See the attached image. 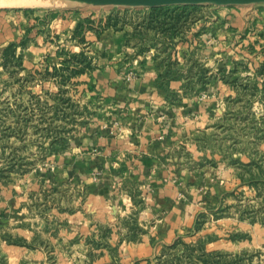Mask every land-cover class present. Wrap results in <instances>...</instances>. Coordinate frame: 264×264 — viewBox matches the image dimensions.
Segmentation results:
<instances>
[{"label": "rangeland", "instance_id": "374dc122", "mask_svg": "<svg viewBox=\"0 0 264 264\" xmlns=\"http://www.w3.org/2000/svg\"><path fill=\"white\" fill-rule=\"evenodd\" d=\"M67 13L68 36L53 33L50 18ZM6 29L19 37L0 42V198L11 191L25 202L0 214V264H264L263 3H4L0 33ZM101 37L155 57L158 84L182 87L166 94L171 99L214 101L206 119L189 120L168 163L216 202L202 209L192 233L150 242L145 254L132 249L145 235L135 214L94 221L83 211L81 186L50 182L77 136L107 115L94 87Z\"/></svg>", "mask_w": 264, "mask_h": 264}, {"label": "crops", "instance_id": "0c3cea01", "mask_svg": "<svg viewBox=\"0 0 264 264\" xmlns=\"http://www.w3.org/2000/svg\"><path fill=\"white\" fill-rule=\"evenodd\" d=\"M68 15L65 20L50 18L53 33L68 36L73 27ZM17 36L2 30L0 42L6 44ZM106 38H99L94 47V87L107 115L77 136L50 182L81 186L83 211L96 216L94 221L107 223L113 221L112 215L122 221L123 216L135 214L145 235L131 245L136 253L145 254L152 250L150 242L165 245L192 233L202 209L216 202L211 200L214 192L168 163L172 146L190 128L189 120L208 117L214 101L171 99L166 94L178 95L182 87L177 82L158 84L161 72L155 69L159 64L155 57L139 49L126 51L119 38ZM2 195L0 214L25 202L11 191Z\"/></svg>", "mask_w": 264, "mask_h": 264}, {"label": "water", "instance_id": "95a60500", "mask_svg": "<svg viewBox=\"0 0 264 264\" xmlns=\"http://www.w3.org/2000/svg\"><path fill=\"white\" fill-rule=\"evenodd\" d=\"M88 6H129L157 8L165 6H197L211 5L216 7L241 6L263 3L264 0H72Z\"/></svg>", "mask_w": 264, "mask_h": 264}, {"label": "bare ground", "instance_id": "6f19581e", "mask_svg": "<svg viewBox=\"0 0 264 264\" xmlns=\"http://www.w3.org/2000/svg\"><path fill=\"white\" fill-rule=\"evenodd\" d=\"M74 3L72 0H67ZM9 3L13 5H37L40 0H0V4Z\"/></svg>", "mask_w": 264, "mask_h": 264}]
</instances>
